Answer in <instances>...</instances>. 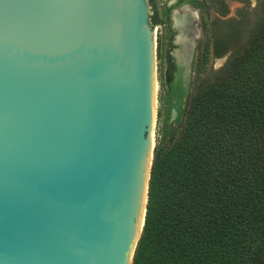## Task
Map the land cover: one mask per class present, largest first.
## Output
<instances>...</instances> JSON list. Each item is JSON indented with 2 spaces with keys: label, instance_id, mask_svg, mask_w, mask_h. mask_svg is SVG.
I'll use <instances>...</instances> for the list:
<instances>
[{
  "label": "water",
  "instance_id": "1",
  "mask_svg": "<svg viewBox=\"0 0 264 264\" xmlns=\"http://www.w3.org/2000/svg\"><path fill=\"white\" fill-rule=\"evenodd\" d=\"M187 9L198 20L175 10L176 31ZM153 16L151 0H0V264H133L155 150ZM195 47L177 56L186 80Z\"/></svg>",
  "mask_w": 264,
  "mask_h": 264
},
{
  "label": "trees",
  "instance_id": "2",
  "mask_svg": "<svg viewBox=\"0 0 264 264\" xmlns=\"http://www.w3.org/2000/svg\"><path fill=\"white\" fill-rule=\"evenodd\" d=\"M257 2L247 43L212 78L201 77L209 45L191 91L172 74L176 66L165 74L166 119L177 100L179 128L154 150L133 264H264V0ZM171 11L162 22L168 34Z\"/></svg>",
  "mask_w": 264,
  "mask_h": 264
},
{
  "label": "rangeland",
  "instance_id": "3",
  "mask_svg": "<svg viewBox=\"0 0 264 264\" xmlns=\"http://www.w3.org/2000/svg\"><path fill=\"white\" fill-rule=\"evenodd\" d=\"M154 1L155 16L160 14L164 16L165 8L174 5L172 4L174 0ZM196 1L198 2V6H196L198 36L195 37L196 47L191 61V72L187 80L184 78L186 67L179 65L178 59L187 64L191 46L177 41L179 32L176 30L173 36L169 37L166 26L159 25L156 29L158 91L155 111V148L166 146L171 138H175L176 130L179 128V124L173 122L174 120L167 125V112L163 103L169 89L166 85L165 74L169 72L170 66H176V69H172V74L182 77L185 87L191 91L194 88L193 84L197 77L204 48L207 45L210 46V59L206 67L208 73L202 74L201 77L212 78L226 64L232 53L247 43L249 35L261 15L257 0ZM167 126L168 130H166ZM164 130L168 131L167 137H164Z\"/></svg>",
  "mask_w": 264,
  "mask_h": 264
},
{
  "label": "bare ground",
  "instance_id": "4",
  "mask_svg": "<svg viewBox=\"0 0 264 264\" xmlns=\"http://www.w3.org/2000/svg\"><path fill=\"white\" fill-rule=\"evenodd\" d=\"M196 18H197L196 13L193 10H190V11L183 10V11L175 12V23H176L177 31L179 32V35H178L179 43L180 42L183 44L187 43L188 45L191 46V44H193V41L196 40L198 36V31L195 28V26L197 25ZM157 91H158V85H157L156 92ZM156 108L157 107L155 104V111H156Z\"/></svg>",
  "mask_w": 264,
  "mask_h": 264
},
{
  "label": "flooded vegetation",
  "instance_id": "5",
  "mask_svg": "<svg viewBox=\"0 0 264 264\" xmlns=\"http://www.w3.org/2000/svg\"><path fill=\"white\" fill-rule=\"evenodd\" d=\"M151 2H152V5L155 7V1L152 0ZM172 4H174V5L171 6V7L168 6V8H172V11H171V18H170L172 31H171V33L169 34V37H170L171 35L173 36L174 31H175V29L173 28V13H174V11H175V10L182 9V8L185 7V6H190V7H191L192 9H194L195 11H196V8H197L196 5H194V4L190 3V2H188V0H175ZM156 17H157V19H156L157 24L154 23V21H153V24H154L155 26L164 25V24H162V22L165 20L164 16H160V15H159V16H156ZM197 22H198V20H197ZM164 26H166V25H164ZM166 28H167V26H166ZM167 30H168V28H167ZM169 32H170V31H169ZM167 33H168V32H167ZM180 43H181V42H180ZM183 83H184V85H185V82H183ZM173 103H174L175 107L171 109L170 117L168 118V120H170L173 111H177V109L180 107V104L177 103V100H173ZM177 113H178V112H177ZM177 117H178V115H177ZM176 119H177V118H176ZM176 119H175V120H176ZM175 120H174L173 122H175Z\"/></svg>",
  "mask_w": 264,
  "mask_h": 264
}]
</instances>
